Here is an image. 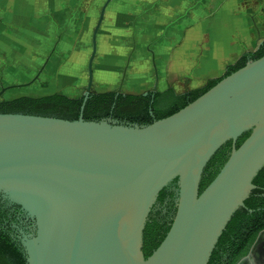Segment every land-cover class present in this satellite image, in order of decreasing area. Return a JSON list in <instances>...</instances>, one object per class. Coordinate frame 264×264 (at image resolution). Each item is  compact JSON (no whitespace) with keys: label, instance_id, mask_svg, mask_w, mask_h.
I'll return each instance as SVG.
<instances>
[{"label":"water","instance_id":"obj_1","mask_svg":"<svg viewBox=\"0 0 264 264\" xmlns=\"http://www.w3.org/2000/svg\"><path fill=\"white\" fill-rule=\"evenodd\" d=\"M110 1L93 33L79 119L0 113V195L30 223V232L19 228L27 264H207L264 167V55L150 124L85 120L97 35ZM228 140L227 161L200 191L207 161ZM176 176L173 223L146 259L148 214Z\"/></svg>","mask_w":264,"mask_h":264},{"label":"rangeland","instance_id":"obj_2","mask_svg":"<svg viewBox=\"0 0 264 264\" xmlns=\"http://www.w3.org/2000/svg\"><path fill=\"white\" fill-rule=\"evenodd\" d=\"M106 1L43 0L42 14L39 16L42 29L44 28L41 41L42 65L29 82L37 75L38 78L34 81L35 84L19 86L17 89H10L8 93L30 91L36 94L34 96L53 93H61L69 97L84 96L89 79L88 63L93 51V33ZM220 1L224 3L228 0ZM211 2L212 0H111L107 7V12L111 15L108 17V13L106 16L104 14V23L102 22L97 35L92 92L118 91L120 87L121 92H127L128 84L133 86L130 89L132 93L152 91L155 87L153 71L155 68L151 66L154 60L152 51L157 52L156 55L163 56L160 52L161 43L168 42L169 38L166 37L168 30L174 32L179 28L182 31L185 26L188 28L192 21L198 20L190 18L194 13L193 9L202 8L206 11L210 10L211 13ZM238 2L241 3V8L238 7V10L236 8L237 17L231 19L234 30L240 31L243 20L247 23L246 29L254 34L257 29L259 32L264 31V20L258 16V13L253 18L246 16L245 13L260 12L264 8V0ZM183 15L190 16L186 20H189L188 22L182 21ZM211 22L213 21L207 22L208 26L213 25L214 28L206 29L209 36L206 40L208 46H215L218 42V35L217 37L215 35L218 22L215 24ZM181 31L180 34L176 32L172 34L173 42L178 43L183 40ZM258 41L256 40L253 45L255 48ZM168 61L167 57H161L160 61L156 59L157 64H163L160 68L163 77H169L164 69V64ZM21 68L19 72L23 75ZM24 69L30 73L28 68ZM138 73L140 74L137 75ZM179 78L174 83L178 92L196 86V82L189 81L191 78L188 72ZM5 81L4 79L2 83L0 81V91L9 84L15 86L21 85L22 82L5 83ZM157 89L159 90V86ZM4 93L0 100H5Z\"/></svg>","mask_w":264,"mask_h":264},{"label":"trees","instance_id":"obj_3","mask_svg":"<svg viewBox=\"0 0 264 264\" xmlns=\"http://www.w3.org/2000/svg\"><path fill=\"white\" fill-rule=\"evenodd\" d=\"M263 55L264 42L256 51L246 52L236 62L229 64L223 76L209 78L203 86L184 92H178L173 87L162 91H149L147 94L91 92L83 109V117L85 120L112 118L120 123L150 124L180 110L224 76L244 66L249 60ZM83 100L84 96L69 97L61 93L20 96L0 100V113H23L77 120L81 115ZM250 132L243 133L237 139V147ZM232 148L233 141H226L207 161L201 176L200 191H203L220 171ZM253 183L257 188L252 189L245 200V206L240 207L228 222L207 264H236L249 252L258 234L264 229V167L254 177ZM179 189V177L176 176L159 191L151 207L143 230L142 251L146 259L159 247L171 228L176 214ZM13 206L16 205L8 204L0 195V264H27L24 249L13 232L12 220H16Z\"/></svg>","mask_w":264,"mask_h":264},{"label":"crops","instance_id":"obj_4","mask_svg":"<svg viewBox=\"0 0 264 264\" xmlns=\"http://www.w3.org/2000/svg\"><path fill=\"white\" fill-rule=\"evenodd\" d=\"M238 1L239 0H235V2L234 0H228L222 3L220 0H212V6H210L212 7L211 13L209 12L210 10L206 11L202 8H194L192 16L183 15L182 21L185 22L189 19V17L194 18V20L197 18V21H192L193 23L191 26L188 28L185 26L184 29H186H182V31L181 28L177 30L178 32H171L168 30L166 36L169 38L167 39L168 42L161 43L162 48L160 52L163 56L156 55L157 52L152 51L154 60L151 66L153 69L155 68L153 70L155 74L154 88L157 89L159 86V91L165 90L169 87L176 89L174 83L180 79V76L187 72L191 78L189 81L193 83L196 82V86H193V88L190 89L201 87L209 78H218L223 76L227 70V66L236 62L244 53L256 51L260 47L261 41L263 40L264 42V31L259 32L257 29L254 34V32L246 29L247 23L243 20L241 21L242 26L240 25V31H235L236 29L234 30L231 19L237 17L235 14L236 8L237 10L241 8V3ZM42 3L43 0H0L1 83L4 79L6 80L5 83L22 81L21 84H25L35 76L38 69L41 67V41L43 39L42 31L44 28L42 29L39 16L42 14ZM107 7L104 14L106 16V13H108L109 17L111 14L110 12H107ZM245 13H247V15L245 14L246 16L251 18L258 13V16L264 20V8L260 12L255 11L254 14H250L249 12ZM104 18L102 21L103 23ZM210 20L213 21L211 22L213 24L218 22V30L215 29L216 37L218 35V42L215 46H208L209 43H207L208 40H206V38L209 37L206 33V29H208V27H213V25L208 26L207 22ZM179 30L181 31V38H183V40L178 43L173 42V37L171 36L175 32L180 34ZM256 40L259 41L257 42L255 48L253 45ZM183 55H185V57H183ZM188 55L189 57H187ZM161 57L169 58L168 63L166 62V64H164L165 72H168L169 77L161 76L160 68L163 67V64L160 65L156 62V59L160 61ZM19 68L22 69L23 75H20ZM24 68H28L30 73H27ZM139 74L140 73L137 75ZM143 83L146 84V82ZM128 85L129 89H127V92L124 93H132L130 89H132L133 86L130 84ZM9 86L12 87L6 90L7 94L6 92L4 93L5 100L20 96L36 95L30 91L27 93H8L10 89H17L19 86L26 85L13 86L9 84L7 87ZM190 89H185L184 91Z\"/></svg>","mask_w":264,"mask_h":264},{"label":"flooded vegetation","instance_id":"obj_5","mask_svg":"<svg viewBox=\"0 0 264 264\" xmlns=\"http://www.w3.org/2000/svg\"><path fill=\"white\" fill-rule=\"evenodd\" d=\"M12 209H15L13 210V215L16 216V220H12L14 227L13 232L19 239V228H23L25 231L30 232V223L26 220L25 215L20 208L13 206ZM236 264H264V229L258 234L249 252L241 257Z\"/></svg>","mask_w":264,"mask_h":264},{"label":"bare ground","instance_id":"obj_6","mask_svg":"<svg viewBox=\"0 0 264 264\" xmlns=\"http://www.w3.org/2000/svg\"><path fill=\"white\" fill-rule=\"evenodd\" d=\"M17 39H19V38H17Z\"/></svg>","mask_w":264,"mask_h":264}]
</instances>
